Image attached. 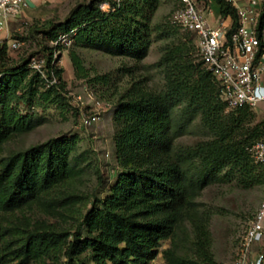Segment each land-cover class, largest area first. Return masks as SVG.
<instances>
[{"label": "trees", "instance_id": "1", "mask_svg": "<svg viewBox=\"0 0 264 264\" xmlns=\"http://www.w3.org/2000/svg\"><path fill=\"white\" fill-rule=\"evenodd\" d=\"M103 1L113 11L97 6ZM215 1L224 16H235L225 0ZM161 5L162 0H92L75 7L65 22H50L35 33L55 42L77 28L79 46L104 45L112 54L143 60L154 43L157 28L152 25ZM165 29L167 37L187 33L171 23ZM7 49V43L0 48V264H61L63 259L65 264H151L162 242L175 236L195 197L211 184L234 179L246 187L264 183V166L248 151L263 140L264 123L250 128L249 107L227 113L218 80L195 64L189 43L181 42L167 46L158 63L167 78L164 90L130 94L117 104L119 130L114 141L122 169L103 178L87 212L70 210L77 228L17 225V213L46 197L66 195L68 204L85 203L87 197L75 191L81 175L75 163V136L5 155L7 145L40 125L35 116L22 114L18 103L26 97L30 103L57 102L64 88V71L52 66L53 49H45L52 51L46 70L49 79L54 71L61 84L43 93L35 81H45L32 71L31 60L11 64ZM71 59L77 75L85 77L81 56L72 51ZM196 121L209 138L177 146ZM201 233L200 256L213 263L210 240ZM173 254L166 252L169 260Z\"/></svg>", "mask_w": 264, "mask_h": 264}, {"label": "rangeland", "instance_id": "2", "mask_svg": "<svg viewBox=\"0 0 264 264\" xmlns=\"http://www.w3.org/2000/svg\"><path fill=\"white\" fill-rule=\"evenodd\" d=\"M91 1L57 0L56 3L37 10L25 9L21 16L9 22L8 30L2 31L0 35V48L7 43L8 60L11 64H19L26 59L31 62L32 59L36 62L45 60L42 64L47 79L42 75L45 83L35 81L36 88L41 93L53 86L48 83L46 70L48 56L52 51L45 52L46 48L53 49L52 66L56 70L64 71V88L61 89L63 95L60 100L47 103L35 99L30 103L29 97H26L18 103V110L26 116H35L40 125L30 134L7 145L5 155L9 156L13 152L46 144L61 137L75 136L78 141L74 152L75 163L78 164L77 170L81 174L77 179L75 191L84 193L87 197L85 203L73 204H68L66 195L58 198L46 197L39 204L17 213L15 223L23 228H77L76 218H72L70 210L77 208L87 212L92 207L91 196L101 186L103 178L122 169L114 141L119 130L116 106L130 94L157 93L166 88V74L158 67V63L167 46L188 42L191 59L205 69L193 34L180 32L167 37L166 29L164 31L178 7L179 0H162L152 25L153 29L157 28V32L153 33L154 43L143 60L112 54L104 45L79 46L76 44L77 33L73 36L71 46L56 44L59 38L55 42L49 41L44 34L35 33L38 28L50 22H65L75 7ZM36 3H39V0ZM97 6L104 12L113 11L107 1ZM73 30L78 32L77 28ZM15 43L18 44L16 49L12 47ZM72 51H76L83 59L87 70L85 77L77 75L71 59ZM31 69L36 71L32 67ZM33 76L34 73L29 77V84ZM60 84L59 80L57 85ZM55 98L53 96L52 100ZM32 106L36 109L33 110ZM232 111L234 110L227 113ZM251 113L250 128L264 123V105L252 109ZM94 114L101 116L100 121L93 127H85L84 119ZM208 138L200 121H196L177 140V146H193ZM263 201L264 183L246 187L234 179L227 183L211 184L195 197L193 206L179 220L175 236L162 242L159 255L151 264H234L239 257L245 234ZM203 231L210 240L213 263H207L199 253ZM170 250L174 254L169 260L166 252ZM66 261L63 259L61 264Z\"/></svg>", "mask_w": 264, "mask_h": 264}, {"label": "built area", "instance_id": "3", "mask_svg": "<svg viewBox=\"0 0 264 264\" xmlns=\"http://www.w3.org/2000/svg\"><path fill=\"white\" fill-rule=\"evenodd\" d=\"M37 10L38 0H29ZM235 16H224L215 0H179L170 23L193 34L204 67L218 80L227 111L258 108L264 105V0H225ZM25 9L26 0H0V32L7 31L9 22L17 19ZM77 30L60 35L56 44L71 46ZM0 40V46H1ZM18 48V44H13ZM45 60L32 59L31 67L43 75ZM49 85L59 79L52 71ZM101 106V104L99 103ZM101 119L99 114L84 119L85 127H93ZM248 151L256 164L264 166V138ZM234 264H264V201L248 228L238 259Z\"/></svg>", "mask_w": 264, "mask_h": 264}, {"label": "crops", "instance_id": "4", "mask_svg": "<svg viewBox=\"0 0 264 264\" xmlns=\"http://www.w3.org/2000/svg\"><path fill=\"white\" fill-rule=\"evenodd\" d=\"M56 2H57V0H39V3H36V5L39 6V8H41V7H45L48 4H52V3H56ZM27 10H29V9H27ZM1 34H2V32H0V35Z\"/></svg>", "mask_w": 264, "mask_h": 264}, {"label": "water", "instance_id": "5", "mask_svg": "<svg viewBox=\"0 0 264 264\" xmlns=\"http://www.w3.org/2000/svg\"><path fill=\"white\" fill-rule=\"evenodd\" d=\"M26 2H27L31 7H34V4L31 3L29 0H26Z\"/></svg>", "mask_w": 264, "mask_h": 264}]
</instances>
